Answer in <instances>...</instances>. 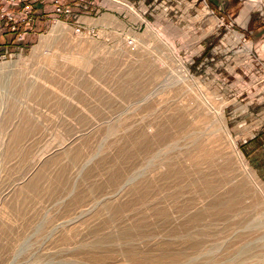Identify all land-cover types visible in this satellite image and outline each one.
<instances>
[{"label":"rangeland","instance_id":"374dc122","mask_svg":"<svg viewBox=\"0 0 264 264\" xmlns=\"http://www.w3.org/2000/svg\"><path fill=\"white\" fill-rule=\"evenodd\" d=\"M16 1L33 18L0 39V264L166 245L182 264H264V0L245 25L248 0ZM141 202L146 236L119 239ZM91 228L113 238L95 255Z\"/></svg>","mask_w":264,"mask_h":264},{"label":"bare ground","instance_id":"6f19581e","mask_svg":"<svg viewBox=\"0 0 264 264\" xmlns=\"http://www.w3.org/2000/svg\"><path fill=\"white\" fill-rule=\"evenodd\" d=\"M256 4H257V1H255V0H248V2L246 3V5H245V7L243 8V10L241 11V13H240V20L242 21V23L243 22H246L247 21V19H248V14H249V12L256 6ZM245 24V23H244ZM59 28V27H58ZM56 26L53 28V31H56L57 29H58ZM164 45H166L165 43H164ZM128 77H131V75L129 74V76ZM126 80H127V78H126ZM131 80L129 79L128 81H126V83L127 82H130ZM141 85V84H140ZM143 85V84H142ZM138 87H140V86H138ZM139 89V88H138ZM160 126V125H159ZM164 127V126H163ZM159 128V127H158ZM163 129V128H162ZM159 130V129H158ZM161 130V129H160ZM157 131V130H156ZM178 134H180V133H178ZM190 134V133H189ZM15 136H17V135H15ZM156 138V137H155ZM150 139V138H149ZM196 141V140H195ZM235 149V148H234ZM160 150H163V149H160ZM235 151V150H234ZM154 157V156H153ZM239 158V157H238ZM200 159V158H199ZM198 159V160H199ZM196 162H198L197 160H196ZM183 179V178H182ZM204 180V179H203ZM206 183V182H205ZM204 183V184H205ZM208 183H210V182H208ZM196 187V186H195ZM204 187V186H203ZM206 187V186H205ZM211 187V186H210ZM212 188V187H211ZM214 188V187H213ZM27 189H29L30 191H36V190H34L33 188H28L27 187ZM204 189V188H203ZM210 189V188H209ZM206 190H208V189H206ZM29 192V191H28ZM242 193V192H241ZM229 194V193H228ZM35 195V194H34ZM241 195V194H240ZM77 197V196H76ZM238 197V196H237ZM215 199H218V198H215ZM236 199V198H235ZM219 200V199H218ZM77 201H79V199L77 200ZM216 201V200H215ZM228 203V202H227ZM148 204V203H147ZM226 205V202H224V203H222V202H217L215 205H213V206H211V207H208L207 208V210L205 211L206 212V215H208L209 216V218L211 219V221L213 222L214 220H216L217 219V216L218 215H220V214H218V212L217 213H211V210H216L217 211V209H220L221 207H222V211H223V209H226L227 207L225 206ZM228 205V204H227ZM142 206H143V203L141 202V203H135V204H129L128 206H126L128 209H126L125 211H135V210H137V211H135V214L133 215V224H132V226L130 227V228H128V229H124V230H122V232L120 233V237H119V239H121V240H125V241H135V240H137V239H142L144 236H146L145 234H147V230H148V227L150 226L149 225V221H148V219H147V217H146V215H144L143 214V212L141 211V210H139L140 208H142ZM229 206V205H228ZM231 206V205H230ZM147 207V206H146ZM233 207H234V205H233ZM145 209V208H144ZM234 210V209H233ZM105 211V210H104ZM107 211V210H106ZM106 211H105V213H106ZM123 211H124V207H113V206H109V208H108V212H109V214H110V216H111V219H118V216L120 215V214H122L123 213ZM221 211V212H222ZM224 211H226V210H224ZM137 212V213H136ZM139 212V213H138ZM205 212H203V211H198V212H196L193 216H192V218L190 219V222H192L193 224L194 223H196V222H200L201 220H203V218L205 217ZM239 212V211H238ZM101 213V212H100ZM154 214H156L157 216V218H159V219H162L163 218V213H160L159 211H155L154 212ZM232 214V213H231ZM234 214H236V213H234ZM233 215V214H232ZM122 215H120V217H121ZM219 218V217H218ZM222 218V217H221ZM1 219V218H0ZM264 219V218H263ZM1 221H3V219L1 220ZM108 221H110V219L108 220ZM157 221V220H156ZM217 221V220H216ZM113 222V221H112ZM2 223V222H1ZM108 222H107V220L104 222L103 221V223H101V227H104V226H106V228H107V226H108V224H107ZM110 225V224H109ZM4 227V226H3ZM109 228V227H108ZM195 228V227H194ZM91 229H93V228H91ZM197 229V228H196ZM202 230V229H201ZM89 231V230H88ZM107 231H109V230H107ZM1 232H2V230H1ZM118 232V231H117ZM120 232V231H119ZM3 233V232H2ZM8 233V232H7ZM77 233H79V232H77ZM88 233V232H87ZM94 234V235H96V236H98L97 238H98V242H99V247H97V248H95V247H93L92 249L94 250H92V253H94L93 255H95V253L97 252V253H100L101 251H103L104 250V248H102L103 246H100V244L101 243H104V242H107V241H112L113 240V238H112V236H109L107 233H106V230L105 231H101L100 232V230H95V229H93L92 231H91V234ZM9 234V233H8ZM78 235V234H77ZM77 235H76V237H77ZM80 235V234H79ZM70 236H71V234H70ZM81 236V235H80ZM83 236V235H82ZM72 237H73V235H72ZM89 237V236H88ZM70 238V237H69ZM21 239V238H20ZM66 239V238H65ZM71 239V238H70ZM1 240V239H0ZM87 240V239H86ZM95 240V239H94ZM20 241V240H19ZM64 241V240H63ZM71 241V240H70ZM75 241V240H74ZM85 241V240H84ZM11 242H13V241H11ZM10 243V242H9ZM69 243V242H68ZM90 243V242H89ZM118 243V242H117ZM141 243V242H140ZM0 244H1V242H0ZM16 244V243H15ZM14 244V245H15ZM67 244V243H66ZM72 244V243H71ZM87 244V243H86ZM111 244V243H110ZM121 245V244H120ZM198 245L201 247V245H200V243H199V241H198V244L197 245H195V246H197V247H195V249L196 248H198ZM64 246V245H63ZM69 246V245H68ZM74 246V245H73ZM88 246V245H87ZM93 246V245H92ZM176 246V245H175ZM190 246V245H189ZM192 246H194V245H192ZM3 247V246H2ZM5 247V246H4ZM20 247V246H19ZM69 247H71V246H69ZM68 247V248H69ZM76 247V246H75ZM79 247V246H78ZM77 247V248H78ZM106 247V246H105ZM120 247V246H119ZM122 247H124V246H122ZM14 248V247H13ZM17 248H18V246H17ZM8 248H6L5 250H7ZM79 249V248H78ZM122 249V248H121ZM179 249V248H178ZM182 249V248H181ZM112 250V249H111ZM117 250V249H116ZM115 250V251H116ZM251 250V249H250ZM14 251V250H13ZM73 251H75V250H73ZM86 251V250H85ZM120 251V250H119ZM178 251H181L180 249L178 250ZM2 252V251H1ZM4 252V251H3ZM5 252H7V251H5ZM10 252V251H9ZM8 252V253H9ZM72 252V251H71ZM118 252V251H117ZM139 252H141V251H138V249L136 248V247H134V246H131V247H129L126 251H125V254H126V256H127V261L129 262V264H182L181 262L183 261V259H184V257H185V255H182V254H180V253H176V251L174 252V250L172 249V247H171V245H166L164 248H162L161 250H160V253L159 254H157V255H154V254H149V253H145V254H140ZM184 252V251H183ZM88 253V252H87ZM86 253V254H87ZM116 253V252H115ZM189 253H190V251H189ZM10 254V253H9ZM17 254V253H16ZM37 254V253H36ZM40 254H42V253H40ZM106 254V253H105ZM119 254H120V252H119ZM3 255V254H2ZM1 255V256H2ZM5 255H7L6 253H5ZM44 255V254H43ZM80 255V254H79ZM90 255V254H89ZM111 255V254H110ZM121 255H122V253H121ZM71 256V255H70ZM86 256H88V255H86ZM97 256V255H96ZM122 256H124V253H123V255ZM19 257V256H18ZM41 257V256H40ZM91 257V260H90V263H92V264H95L96 262H98L99 261V257H94V256H90ZM5 258H6V256H5ZM13 258V257H12ZM16 259V258H15ZM4 260V259H3ZM18 260V259H17ZM70 260V259H69ZM89 260V259H88ZM68 261V260H67ZM108 261H110V260H108ZM1 262H3V261H1ZM8 262V261H7ZM70 262H71V260H70ZM81 262H83V260L81 261ZM112 262V261H111ZM72 263V262H71ZM85 263H87V262H85ZM117 263V262H116ZM1 264H3V263H1ZM26 264V263H25ZM56 264V263H55ZM64 264V263H63ZM76 264V263H75ZM89 264V263H88Z\"/></svg>","mask_w":264,"mask_h":264},{"label":"built area","instance_id":"2783aa9c","mask_svg":"<svg viewBox=\"0 0 264 264\" xmlns=\"http://www.w3.org/2000/svg\"><path fill=\"white\" fill-rule=\"evenodd\" d=\"M21 12V15H17ZM33 18L32 7L22 6L16 0H0V39L6 35L15 37L27 21ZM22 35H25L23 33ZM7 52V51H6ZM1 54V46H0Z\"/></svg>","mask_w":264,"mask_h":264},{"label":"crops","instance_id":"0c3cea01","mask_svg":"<svg viewBox=\"0 0 264 264\" xmlns=\"http://www.w3.org/2000/svg\"><path fill=\"white\" fill-rule=\"evenodd\" d=\"M240 13H241V12H240ZM249 13H250V12H249ZM239 15H240V14H239ZM237 21H238L241 25H245V24H246V23H245V24L242 23V21L240 20V16L237 18Z\"/></svg>","mask_w":264,"mask_h":264}]
</instances>
